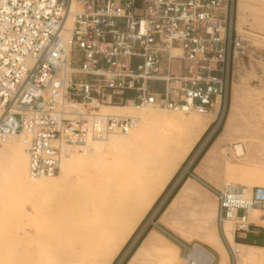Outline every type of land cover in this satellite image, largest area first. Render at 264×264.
I'll use <instances>...</instances> for the list:
<instances>
[{"label":"built area","instance_id":"built-area-1","mask_svg":"<svg viewBox=\"0 0 264 264\" xmlns=\"http://www.w3.org/2000/svg\"><path fill=\"white\" fill-rule=\"evenodd\" d=\"M0 0V143L25 137L29 176L52 177L90 142L126 134L140 115L103 107L216 112L237 59L234 0ZM71 20V24H69ZM238 230L264 208V186L212 188ZM186 255L185 264H202Z\"/></svg>","mask_w":264,"mask_h":264},{"label":"bare ground","instance_id":"bare-ground-1","mask_svg":"<svg viewBox=\"0 0 264 264\" xmlns=\"http://www.w3.org/2000/svg\"><path fill=\"white\" fill-rule=\"evenodd\" d=\"M76 6L77 2L73 0V8ZM163 109L150 107L140 111L129 105L103 107V110L139 113L140 123L129 133L111 135L109 138L90 142L89 147L75 148L63 159L59 173L52 177L32 179L29 176L26 141L23 135H12L3 140L1 145L4 146V152L11 155V158L9 172L2 176L7 175L19 190L39 194L43 199L64 189L68 176L86 159L97 160L99 166L97 171L79 174L77 189L74 188V192L55 201L51 212L40 211L42 215H39L36 221V250L28 249L27 259L17 260L14 250L7 247L8 250L6 248L7 251L4 250L5 254L3 252L4 255H0V264H112L216 116V112H209L201 114L206 116L204 119L199 116L196 122H192L184 119L181 115L185 113L183 111L169 110L175 113L169 114ZM231 120L230 117L225 130L233 137ZM222 134L208 149L203 162L222 149L227 142V138ZM176 146L179 147V152H175ZM235 148L240 156L245 151L241 144L236 143ZM234 170L254 176V172L264 170V165H238L228 161L227 174ZM260 176L262 177L261 174ZM226 185L245 186L249 196L253 189L249 190L248 185L242 180H230ZM190 192L187 179L160 220L165 223L173 211L176 200L182 194ZM43 203V201L37 203L36 209L43 208ZM260 211L258 207L250 209L249 220L264 225V213ZM228 220L231 219L225 221ZM205 223H209L206 225L207 234L201 240L213 248L212 241L220 238L210 230V220L206 219ZM223 229L226 239L237 253L238 260H255L252 251L262 248L237 244L234 241V229L227 225H223ZM177 231L184 240H190V236L182 235L183 231L178 229ZM157 238L165 240L158 232L150 230L127 264H142L152 255L158 259L159 264H185L186 257L180 260V249L176 244L165 240L168 244L164 246ZM220 245L223 248L222 256L228 260V253L222 242ZM191 256L202 264H211L214 261L212 252L198 244L192 247Z\"/></svg>","mask_w":264,"mask_h":264},{"label":"rangeland","instance_id":"rangeland-1","mask_svg":"<svg viewBox=\"0 0 264 264\" xmlns=\"http://www.w3.org/2000/svg\"><path fill=\"white\" fill-rule=\"evenodd\" d=\"M234 20L238 32L248 41L246 42L245 54H242L237 59L234 67L227 105L225 110L223 109L222 111L224 115L222 119L219 118L214 122L209 133L201 141L197 149L189 158L187 156L188 159L186 158L187 161H184L185 164L183 165L184 162L181 164L183 166L178 176L168 190L164 194L162 193L163 195L158 204L153 207L130 242H127L128 244L124 246L125 248L121 254L119 253V258L115 264H121L132 251L136 242L150 230L158 232L169 243L176 244L180 249L179 258L181 261L196 244L211 251L215 259L213 250L202 241L207 234L206 225L209 224L205 223L206 219L210 220V230L221 239V241L220 239L212 241L213 248L220 254L221 263L219 261L218 264H264V249L252 251L255 258L253 261L248 259L245 261L238 260L239 258L235 249L223 233V225L230 226L234 231L237 225L232 220L224 221V224L220 221L219 201L212 190V188H221L230 180H242L248 185L249 190L257 185L264 186V170L258 171V174L254 172L255 175L250 174V177L245 173H239L235 170L229 174L226 172V164L228 161L238 165H264V0H234ZM163 110L169 114H175L173 111ZM181 115L184 119L192 122H196L199 116V118L203 119L206 117L205 115L197 113H184ZM230 117L234 131L233 137L225 130L226 123ZM219 127L222 129L220 134L223 133L222 135L227 138V142H225L222 149L214 153L205 162H203L204 155L198 163L200 164L198 172L193 171L190 173L191 164L199 156ZM168 134H171V132H168ZM153 135H155L154 132ZM227 136L230 137L228 138ZM236 143L244 147L245 151L241 156L235 148ZM175 152H179L178 146L175 147ZM10 158L11 155L4 152V146L0 143V247L2 248H0V255H4V250L10 247L11 250H14L16 259L23 260L27 259L28 255H26V252L28 254V249L29 251L32 248L36 250V221L42 215L40 211L45 213L46 211L51 212L50 209H52L55 201L61 196L70 194L77 189L79 174L97 171L99 165L97 160L94 161L93 158L86 159L83 163L77 165L74 172L68 176V182L64 189L58 191V193H52L46 199H43L39 194H30L25 193L26 191L19 190L13 185L12 180L7 175L2 176L5 172H9ZM185 174H190L187 179H189L191 192L182 194L183 197L181 195L176 200L173 211L164 223L160 220L163 214L161 213V208ZM256 175L257 177L255 178ZM236 184L242 185L241 183ZM40 201L44 202L42 204L43 208L36 209V204L40 203ZM258 209L261 210V213H264V208ZM177 229L184 232L182 234L183 236H190V240H184ZM192 231L194 233H191ZM165 240L157 238V241H160L159 243L164 246L168 244ZM221 242L224 248H227V253L229 252L228 260L222 256L223 248L220 245ZM1 245H4V247ZM15 250L16 253L20 250L17 255ZM229 255L231 262H229ZM153 256L148 257V260H145L142 264H159L158 259Z\"/></svg>","mask_w":264,"mask_h":264},{"label":"trees","instance_id":"trees-1","mask_svg":"<svg viewBox=\"0 0 264 264\" xmlns=\"http://www.w3.org/2000/svg\"><path fill=\"white\" fill-rule=\"evenodd\" d=\"M210 129L211 128H208L207 130H206V132L202 135V137H201V139L197 142V144L195 145V147L193 148V150L191 151V153L188 155V158L192 155V153L197 149V147L200 145V143H201V141L205 138V136L209 133V131H210ZM221 128L219 127L217 130H216V132H215V134H214V136L209 140V142L206 144V146L204 147V149L201 151V153L199 154V156L194 160V162L191 164V166H190V170H189V172L191 173V172H193L194 171V169H195V167L197 166V164L199 163V161H200V159L205 155V153L208 151V149L210 148V146L212 145V143L214 142V140L216 139V137L221 133ZM187 158V159H188ZM187 159L185 160V162L187 161ZM185 162L183 163V165L185 164ZM182 165V166H183ZM182 166L180 167V169L178 170V172L175 174V176L173 177V179L171 180V182L168 184V186L166 187V189H165V191L163 192V194L168 190V188L170 187V185L172 184V182L176 179V177L178 176V174H179V172H180V170H181V168H182ZM190 176V174H185V176L181 179V181L179 182V184L174 188V190L171 192V194H170V196H169V198H168V200L165 202V204L163 205V207L161 208V213H163V211L165 210V208L169 205V203L172 201V199L176 196V194L178 193V191L180 190V188H181V186L183 185V183L187 180V178ZM162 194V195H163ZM162 195L159 197V199L156 201V203L154 204V206H156L157 204H158V202H159V200H160V198L162 197ZM153 206V207H154ZM153 207H152V209H153ZM151 209V210H152ZM151 210L149 211V213L151 212ZM148 213V214H149ZM161 213H160V215H161ZM148 214L146 215V217L145 218H147V216H148ZM145 218H144V220H145ZM143 220V221H144ZM143 221H142V223H143ZM141 223V224H142ZM141 224H140V226H141ZM139 226V227H140ZM138 227V228H139ZM137 231V230H136ZM149 232V231H148ZM136 233V232H135ZM135 233H134V235H135ZM133 235V236H134ZM147 235V233L146 234H144L137 242H136V244L134 245V248L132 249V251L128 254V256L126 257V259L121 263V264H126L127 262H128V260L132 257V255L134 254V252L136 251V249L139 247V245L141 244V242L143 241V239H144V237ZM132 236V237H133ZM132 239V238H131ZM130 239V240H131ZM130 240L128 241V243L130 242ZM238 242H240L239 240H238ZM127 243V244H128ZM126 244V245H127ZM125 245V246H126ZM125 248V247H124ZM123 248V249H124ZM122 249V250H123ZM122 253V251L120 252V254ZM119 254V255H120ZM119 255L117 256V258L114 260V262L112 263V264H115L116 263V261L118 260V258H119Z\"/></svg>","mask_w":264,"mask_h":264},{"label":"crops","instance_id":"crops-1","mask_svg":"<svg viewBox=\"0 0 264 264\" xmlns=\"http://www.w3.org/2000/svg\"><path fill=\"white\" fill-rule=\"evenodd\" d=\"M214 124V121H212L208 127L206 128V130L208 128H212ZM206 130L204 131V133L206 132ZM203 133V134H204ZM202 134V135H203ZM202 137V136H201ZM200 137V139H201ZM199 139V140H200ZM198 140V141H199ZM197 144V143H196ZM195 147V146H194ZM200 164H198L194 171L198 172ZM223 233L225 235V231L223 229ZM238 240L240 242H238ZM234 241L237 244L246 246V247H257V248H264V225H261L255 221H250V226L246 231L243 230H238L237 228L234 231ZM229 242V241H228ZM230 243V242H229ZM231 244V243H230ZM209 247V246H208ZM226 247V246H225ZM211 248V247H210ZM214 252V256L215 259L211 264H218L220 261V254L217 250H215L214 248H211ZM227 249V248H226ZM228 251V250H227ZM229 254V252H228ZM229 262H231V257L229 255ZM230 264V263H229Z\"/></svg>","mask_w":264,"mask_h":264}]
</instances>
